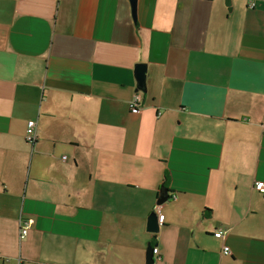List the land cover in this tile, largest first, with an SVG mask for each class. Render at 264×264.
<instances>
[{
    "label": "crops",
    "instance_id": "crops-1",
    "mask_svg": "<svg viewBox=\"0 0 264 264\" xmlns=\"http://www.w3.org/2000/svg\"><path fill=\"white\" fill-rule=\"evenodd\" d=\"M131 5L0 0V264H264V0Z\"/></svg>",
    "mask_w": 264,
    "mask_h": 264
},
{
    "label": "built area",
    "instance_id": "built-area-1",
    "mask_svg": "<svg viewBox=\"0 0 264 264\" xmlns=\"http://www.w3.org/2000/svg\"><path fill=\"white\" fill-rule=\"evenodd\" d=\"M251 5H252V3H251ZM140 99H141V94L139 92L135 91L132 98L128 101V108H129L131 113H137V114L140 113V111H141V102H140L141 100ZM35 128H36L35 121L34 120L28 121L27 127H25L24 138H25L26 142L29 144L34 143L36 140ZM253 188L255 190L259 191L260 193H264L263 181H260V180L254 181L253 182ZM159 206H160L159 204H157L155 206V211L157 213V221L160 225L162 223V220H163V214L158 211ZM31 222H32V219L21 221V223H20V237L19 238L26 236L28 227L31 224ZM226 230L227 229H225V228H217L214 231L213 235L215 237H218V238L223 237ZM222 252L226 253V255H228L230 253L229 249L226 245L222 246ZM152 253L158 254V250L156 247L152 248Z\"/></svg>",
    "mask_w": 264,
    "mask_h": 264
},
{
    "label": "water",
    "instance_id": "water-1",
    "mask_svg": "<svg viewBox=\"0 0 264 264\" xmlns=\"http://www.w3.org/2000/svg\"><path fill=\"white\" fill-rule=\"evenodd\" d=\"M225 1V5L228 7L227 9L229 10L231 8L230 5V0H224ZM131 2V7L133 8V6L135 5V0H130ZM146 64L145 63H137L134 71H135V77H136V90L137 91H145V72H146ZM168 199V193L166 191V189L164 190V194L160 195L157 199H156V204H161L164 201H167ZM158 227H159V223L157 221V217H156V213L152 212L147 216V225H146V229L149 232H157L158 231ZM153 253H152V246L151 245H147L146 248V257H145V264H153Z\"/></svg>",
    "mask_w": 264,
    "mask_h": 264
},
{
    "label": "trees",
    "instance_id": "trees-1",
    "mask_svg": "<svg viewBox=\"0 0 264 264\" xmlns=\"http://www.w3.org/2000/svg\"><path fill=\"white\" fill-rule=\"evenodd\" d=\"M166 188H165V186H164V184L161 186V193L159 194V196L160 195H162V194H164V190H165Z\"/></svg>",
    "mask_w": 264,
    "mask_h": 264
}]
</instances>
